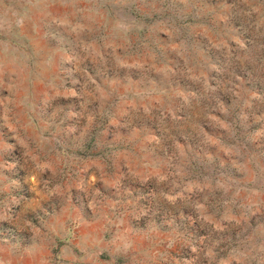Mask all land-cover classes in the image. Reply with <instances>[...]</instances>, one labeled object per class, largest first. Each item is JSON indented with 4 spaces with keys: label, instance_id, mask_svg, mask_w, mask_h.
<instances>
[{
    "label": "rangeland",
    "instance_id": "obj_1",
    "mask_svg": "<svg viewBox=\"0 0 264 264\" xmlns=\"http://www.w3.org/2000/svg\"><path fill=\"white\" fill-rule=\"evenodd\" d=\"M0 264H264V0H0Z\"/></svg>",
    "mask_w": 264,
    "mask_h": 264
}]
</instances>
